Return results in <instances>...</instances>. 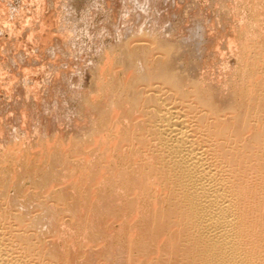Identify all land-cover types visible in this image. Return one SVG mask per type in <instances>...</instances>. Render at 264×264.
I'll use <instances>...</instances> for the list:
<instances>
[{
  "label": "bare ground",
  "instance_id": "6f19581e",
  "mask_svg": "<svg viewBox=\"0 0 264 264\" xmlns=\"http://www.w3.org/2000/svg\"><path fill=\"white\" fill-rule=\"evenodd\" d=\"M154 1L161 29L155 21L148 25L154 16L137 7H126L124 18L117 15V27L107 29L117 38L112 35L113 44L97 48L90 85L69 92V100L78 102L77 114L63 97L58 103L41 101L46 87L66 89L61 61L55 65L59 70L53 68L51 87L48 80L41 89L37 81L19 77L24 97L15 95L16 103L11 97V105L14 111L30 110L17 111L22 126L30 121L36 126L26 136L15 126L8 137L10 127L0 119L5 136L0 139V264H264V0H212L220 14L207 20L209 25L198 19L196 10L204 16L203 9L194 0H164L166 9L162 0ZM53 2H38L24 19L28 27L23 24L22 36L37 38L43 49L55 41L56 49L71 50L74 39L66 24L59 27L67 34L50 41L53 30L46 27L53 23L45 21L44 12ZM220 23L226 33L235 27L233 35L223 28L215 33ZM221 33L229 49L237 45L234 52L243 61L235 83L232 71L234 80L229 76L223 83L213 78L214 70L205 71L216 61L218 71L229 70L228 46L222 49L217 39ZM18 51L11 59L17 67L22 62L33 70L35 60L44 58L41 49L37 54L43 57Z\"/></svg>",
  "mask_w": 264,
  "mask_h": 264
},
{
  "label": "rangeland",
  "instance_id": "374dc122",
  "mask_svg": "<svg viewBox=\"0 0 264 264\" xmlns=\"http://www.w3.org/2000/svg\"><path fill=\"white\" fill-rule=\"evenodd\" d=\"M7 1V2H6ZM11 1V2H10ZM26 1V2H25ZM40 0H0V25H3V28L0 26V61H2L3 62V64L0 62V64H1V66H2V70H1V66H0V72H1V74H0V119H3L4 121H5V123H6V125H8V127H10L9 128V130L8 131H10V132H8V134L6 133L7 131H6V129L4 130V134L6 133L7 135H5V136H8V135H10L9 133H11L12 134V132H13V134H14V132L15 131H18V132H16L17 134H19L20 136H26L27 134H29L30 135V131H32L33 132V128H35V127H33V126H36V124L35 125H33V123H31V121L30 122H27L28 124H26V125H21V123H20V120H21V118H22V120L24 119V117H22V116H20L19 115V112H17V111H20L19 109H20V107L22 108V106H19V109L17 110H15L16 111V113H15V111H14V109H15V107L13 108V104L11 105V103H13V101L12 100H14L15 101V99H13V98H15L16 96H18V97H20L21 99H23L22 97H24V96H22V95H24L23 94V91H24V89L22 88V87H20V81H22V80H20V78L19 77H21V79H23L24 78V76H26V78L27 79H29L30 81H37L38 82V84H39V86L41 85V86H43V87H46L47 85V83L49 84V87H51L50 85H51V82L49 81V80H54V79H52L53 78V76L56 78V76H55V72H56V69L57 70H59L60 69V67H61V69L60 70H62V77L63 76H65V77H63L62 79L64 80V86H65V88L66 89H64V87H63V89H62V91L64 92H62L60 89L62 88L61 86H59L58 88H57V86H56V88L54 87V91H53V89L50 91V88H49V91H48V87H46L45 89H42L43 87H41L40 86V88L42 89H39V90H41L42 92L44 91V90H47L48 91V93H51L50 95L47 93V91H45L46 92V94L47 95H49L47 98H46V94L45 93H42L41 94V96L42 95H44V97H43V99L41 98V101L43 102V100H44V102L46 101V99L47 100H49L50 101V103H52L53 101H54V103H58L59 101H61L63 98V100H62V103L63 102H67L66 104H68V106L73 110V112L74 113H76L77 114V107H79V105L77 104L78 102H73L74 100H69V98H71L70 97V95L71 94H69V92L70 91H72V92H75L76 91V88H77V90L79 89V91H80V89H82L81 91H80V93L81 92H83V88L84 89H86V88H88V86L90 85V83H91V78H92V73H91V69H90V66L89 65H91L90 64V62H91V59H92V61H93V59L95 60L96 58H97V48L98 47H101L103 44H106V45H108V44H113V43H111L112 41H116V36H114L113 34H112V32L111 31H108L107 29H112V28H114L115 26H113V25H116V27H117V24L118 23H120L119 21L120 20H118L120 17H123V16H121L123 13L124 14H127L128 13V10H127V8L129 9V11L131 10V9H133L134 10V8H138V10H141L142 8H144L143 10H145L144 12L147 14V16H148V18H150L151 17V15H155L154 14V9H153V7L155 6V5H153V4H156L155 3V1L154 0H145V1H143L142 3L140 2L141 0H138V1H136V0H133V1H131L130 0V2H129V0H117V1H119V3L116 1V0H69L68 2H69V4L70 5H66V3H67V0H54L55 1V7L53 8V6H54V4L52 5V7L51 8H53V9H59V8H61V9H59L58 11L59 12H61V11H63V12H61V13H63L62 15H61V13L60 14H58L59 12L56 10H53V9H51L50 8V6H49V11L51 12H49L48 10H47V8H48V5H47V7H46V9H45V12H44V17H45V21L47 22V21H49V20H51L52 21V23L54 24H52L51 26H47L46 27V30L48 31V29L49 30H53V34H52V39L50 40V41H52L53 39L55 40V38H56V42L61 38V36L63 37V33L62 32H64L65 33V31L66 32H68V34L67 33H65V35L67 34V36H69L70 38L72 37L74 40L73 41H71V42H69V43H71L72 45L73 44H75L76 43V46L77 47H73L72 45V47L70 46V49L72 50V48H73V52L71 51V50H69V49H67V48H64L66 51L67 50H69L70 52H69V54L65 51L64 52V49H62V47L58 50V49H56V45H54V44H56L55 43V41L54 42H49L50 44L52 43V45L53 46H50V44L49 43H47V44H44V45H46V47H48V46H50L48 49L47 48H45V49H43L44 47H43V43H42V47H41V45L39 44V42H36V41H39L37 38H34V39H32L31 38V40H29V38H27V40H26V37L25 38H23L24 37V35L26 36V32H25V30H27V27H28V25H27V27H26V19L27 18H25V17H29L31 14V12H32V10L33 9H36L37 8V6L36 5H38V2H39ZM60 1V2H59ZM64 1V2H63ZM109 1V2H108ZM112 1H116L117 2V5L119 6H117V8L115 7L116 5H114L115 3H113ZM164 0H162V7L164 8V9H166L167 8V6H166V1L165 2H163ZM195 2H196V4L198 5L197 6V8L198 9H200L201 7L200 6H202V8L201 9H203V10H201V11H203L204 12V10H205V13H201V14H203L204 16H207V17H204V16H202V15H198V14H200V10L198 11V10H196V6L195 5H189V7H193V9L194 10H196V13H197V16H198V19H200V17H202V22L204 21V23L205 24H208L209 25V21L211 22V19L213 18V17H215V15L217 14V13H219V12H217L218 11V8L214 5V4H212V0H194ZM32 2H34V3H32ZM51 2V1H50ZM50 2H47V4L49 3V4H51ZM62 2V3H61ZM136 2V3H135ZM149 2H150V5H151V8H150V5H149ZM154 2V3H153ZM210 2V3H209ZM37 3V4H36ZM59 3V4H58ZM139 3V4H138ZM240 3H241V1H240ZM2 4V5H1ZM35 4V5H34ZM60 4H61V7H60ZM63 4H64V7H65V5L67 6L66 7V11H65V9H63L64 7H63ZM110 4V5H109ZM121 4V5H120ZM210 4V5H209ZM238 4H239V2H238ZM3 5H4V8H6V9H4V10H2L3 8ZM10 5V6H9ZM123 5V6H122ZM142 7H141V6ZM152 5H153V7H152ZM165 5V6H164ZM215 6V7H212V6ZM232 5H233V3H232ZM240 5V4H239ZM2 6V7H1ZM30 6H36L35 8H31ZM59 8H58V7ZM68 6H69V8H68ZM113 6V7H112ZM207 6V7H206ZM28 7V8H27ZM114 7H115V9H114ZM127 7V8H126ZM130 7H133V8H130ZM148 7V8H147ZM189 7H187V11H189V12H194L195 13V11L194 10H192V8H190L189 9ZM212 7V8H211ZM19 8H21V9H19ZM25 8V10H23ZM68 8V9H67ZM121 8V9H120ZM126 8V10H125V12H124V10L123 9H125ZM136 8V9H137ZM155 8V7H154ZM215 8H217L216 10H215ZM9 9V10H8ZM63 9V10H62ZM69 9H71L70 10V12H69ZM117 9V11H116V13H115V10ZM136 9H135V12L136 13H138V10L136 11ZM151 9V10H150ZM215 11H214V10ZM15 10V11H14ZM23 12H22V11ZM27 10H28V12H27ZM61 10V11H60ZM67 10H68V13L70 14V15H68L66 12H67ZM123 10V11H122ZM207 10H209V11H207ZM211 10V11H210ZM6 11V12H5ZM9 13H8V12ZM64 11H65V13L68 15L67 16V18H65V21L64 20H62V22L63 23H58V22H61V19H62V17L63 16H65L66 14L64 13ZM72 11V12H71ZM95 11V12H94ZM100 11V12H99ZM103 11V12H102ZM111 11V12H110ZM112 11H113V13H112ZM127 11V12H126ZM152 11V12H151ZM208 13H207V12ZM11 12V13H10ZM12 12H13V14H12ZM33 12H34V10H33ZM52 12H57V13H52ZM93 12V13H92ZM97 12V13H96ZM133 12V11H132ZM135 12H133V13H135ZM166 12V11H165ZM199 12V13H198ZM213 12H216V13H213ZM240 12H243L244 14H246L247 15V13H248V11L246 10V8L245 7H243L242 6V4H241V6H240ZM110 13H111V16H110V20L111 21H107V19H109L108 17H109V15H110ZM153 13V14H152ZM195 13V14H196ZM2 14V15H1ZM19 14V15H18ZM30 14V15H29ZM47 14V15H46ZM58 14V15H57ZM109 14V15H108ZM112 14H114V16H116V17H114ZM123 14V15H124ZM163 14V13H162ZM182 14L183 13H181V15L179 16V17H181L182 18ZM189 14H193V13H189ZM206 14V15H205ZM220 14V13H219ZM26 15V16H25ZM59 15H60V17H59ZM117 15H119V18H118V16ZM212 15V16H211ZM17 16V17H16ZM21 16V17H20ZM47 16V17H46ZM55 16H57V17H55ZM70 16V18H68ZM72 16V17H71ZM146 16V15H145ZM156 16V15H155ZM155 16L154 17H152L153 19H155ZM66 17V16H65ZM91 17V18H90ZM111 17H113L114 18V20H113V18H111ZM179 17H176V19L174 20L177 24L181 21H178V19H181V18H179ZM184 17V16H183ZM204 17V18H203ZM8 18V19H7ZM47 18V19H46ZM64 18V17H63ZM124 18V17H123ZM145 18H147V17H145ZM152 18H150V19H152ZM205 18H206V20H205ZM3 19V20H2ZM25 19V20H24ZM66 19H68V20H72L71 22L72 23H70V21H66ZM122 19V18H121ZM152 19V20H153ZM22 20V21H21ZM91 20V21H90ZM146 20V19H145ZM207 20H209V21H207ZM8 21L9 22H11L10 23V25L11 26H9V24H7L8 23ZM54 21H56V22H54ZM107 21V22H106ZM115 21H116V23H115ZM150 21V22H149ZM147 20V22H148V25H150V23L151 22H154V24L157 22V24H155L156 25V27L158 28V25L160 24V23H158V21H156V19L155 20H153V21H151V20ZM1 22H2V24H1ZM6 24H5V23ZM109 22V23H108ZM146 22V21H145ZM25 23V30L24 29H22V27L24 28V26H23V24ZM47 23H49V22H47ZM104 23L105 24H107L108 23V26H106V25H104ZM186 23V24H185ZM184 24L185 25H188L189 23H190V21L188 22V24H187V22H185ZM59 24V25H58ZM61 24H64L63 26L61 25ZM65 24H66V28H65ZM191 24V23H190ZM211 24V23H210ZM223 23H220V24H215V28L214 29H216V30H218V31H216V30H214L213 29V31L215 32V33H217L218 35L220 34L219 32V30H222V28H223V25H222ZM69 25H71L69 28H67V26H69ZM112 25V26H111ZM143 25H145V24H143ZM148 25L146 24V27L148 28ZM178 25H180V23L178 24ZM4 26L7 28H4ZM59 26H62L61 28H65V31H62V29L59 27ZM110 26H111V28H110ZM10 27H12V29L10 28ZM15 27V28H14ZM106 27V28H105ZM160 27H162L161 25H159V28ZM48 28V29H47ZM61 29V31L59 30V29ZM63 28V29H64ZM74 28V29H73ZM235 27H233V28H228V32L226 33L225 32V30H224V28H223V30H224V32H225V34L227 35V34H232V29H234ZM9 29H11V30H9ZM15 31H14V30ZM19 29H21V30H19ZM58 29V31H60V33L59 32H57L56 30ZM66 29H70V30H66ZM161 29V28H160ZM13 30V31H12ZM19 30V31H18ZM105 30H107L108 32H106ZM223 30H222V32H223ZM227 30V29H226ZM10 31H12V32H10ZM24 31V32H23ZM231 31V32H230ZM3 32V33H2ZM5 32V33H4ZM6 32H8V33H6ZM23 32V33H22ZM69 32H71V33H69ZM109 32H111V34L109 33ZM223 32V33H224ZM234 32V31H233ZM75 33V34H74ZM102 33V34H101ZM109 33V34H108ZM223 33H221V37L220 38H218L217 37V39H219V41H221L220 39L222 38V40H223V37L224 36H226V35H223ZM18 34V35H17ZM22 34H24L23 36H22ZM63 34V35H62ZM70 34V35H69ZM105 34H107V35H105ZM79 35V36H78ZM105 35V36H104ZM109 35V36H108ZM112 35L114 36V37H116V38H114V37H112ZM233 35V34H232ZM11 36V37H10ZM16 36V37H15ZM55 36V37H54ZM230 36V35H229ZM4 37V38H3ZM10 37V38H9ZM22 37V38H21ZM107 37V38H106ZM12 38V39H11ZM15 38V40H14V43H13V39ZM70 38H68L67 37V39H68V41H70ZM71 38V39H72ZM75 38H77V41L78 42H75L76 40H75ZM225 38V40H226V37H224ZM2 39V40H1ZM11 39V40H10ZM23 39H25V40H23ZM37 39V40H36ZM79 39H80V41H79ZM228 39V38H227ZM19 40V42H17ZM21 40V41H20ZM22 41H23V43H22ZM218 41V40H217ZM218 41V43L221 45L222 44V46H220L221 48L223 47V45H226L228 42H226V41H224V42H226V43H224V42H222L221 41V43ZM12 42V43H11ZM21 42V43H20ZM28 42V43H27ZM32 42V43H31ZM75 42V43H74ZM8 43H9V45H8ZM17 43H19V44H17ZM36 43V44H35ZM4 44V45H3ZM15 44H17L16 45V47L18 48H15ZM14 45V46H13ZM20 45V46H19ZM22 45V46H21ZM25 45V46H24ZM229 44H227V46H228ZM37 46H39L38 48L39 49H37L36 47ZM56 46V47H55ZM237 45H233V47L232 48H230L229 49V47L230 46H228L227 48L224 46L222 49H225L226 48V50L228 51V49H229V51H230V53H231V51H232V49H233V52L235 51L234 50V47H236ZM259 46H261L260 44H259ZM9 47H11V48H9ZM12 47H13V49L15 48L17 51L18 50H20V52L23 54V56H27V55H30L31 53L30 52H34V51H37V50H40L41 49V52L43 53V56H44V58H37L35 61L38 63V61L39 60H42L43 62L41 63V61H39V63L38 64H35L36 62H34V64H32V65H37L36 67L35 66H33V70H32V66H31V64L29 65V67L31 68V70L30 69H28V67L26 68L25 67V64L23 63L22 64V62L19 64V62H17L18 63V65H20L19 67H17V65H16V63H14L13 62V60H15L16 58H14V57H16L17 55H15V53L17 52V51H14V53H13V51H11V49H12ZM26 47V48H25ZM41 47V48H40ZM51 47H54L53 48V50H52V48ZM24 48L26 49L25 50V52H24ZM34 48V49H33ZM12 49V50H13ZM35 49H37V50H35ZM42 49H43V51H45L46 50V52H48V56H46L45 54H46V52H45V54H44V52L42 51ZM49 49L51 50L50 51V53H49ZM236 49V48H235ZM4 50V51H3ZM23 50V51H22ZM34 50V51H33ZM56 50V51H55ZM62 50V51H61ZM76 50V51H75ZM226 50H225V52L224 53H226ZM5 53V54H7L6 56H5V54L3 53V52ZM9 51H11V53L13 54V56H11L12 54L9 52ZM57 51H59V52H57ZM229 51H228V53H229ZM19 52V51H18ZM26 52H27V54H26ZM55 52H57V53H55ZM61 52V53H60ZM76 52V53H75ZM233 52L231 53V54H228V53H226V56H229V57H227L228 59H226V57L224 58V59H226L227 61H228V65H229V70H224V71H218V69H216V67L218 66V61H216L217 62V65H215V66H210V67H205L206 69H205V71H207L208 69H212V71L214 72V74L216 73V75L215 76H217L216 78H215V76H214V74H213V72L211 73V76H214L213 78L216 80L217 79V81H219L218 79H222L221 80V83H223L224 81H227V79L228 78H230L231 77V75H230V71H232L233 72V75H232V77H234L235 78V80H234V78L232 79V77L230 78V81L232 80H234L233 82L235 83V82H238L240 79V77H241V72H239L238 71V69H239V67H241V65H242V63H243V61H242V59L241 58H238L237 59V57H238V55L235 53V55L233 54ZM38 53V51L36 52V53H33V55L34 56H36V55H38L37 54ZM55 53V54H54ZM64 53V54H63ZM65 53H67L66 55H65ZM73 53V54H72ZM8 54H11V55H8ZM17 54H20V53H17ZM41 54V53H40ZM61 54H63V55H61ZM52 55V56H51ZM55 55V56H54ZM8 56V57H7ZM11 58H10V57ZM42 56V54H41V56L40 55H38V56H36V57H43ZM50 56V59L49 58H47V57H49ZM72 56V57H71ZM237 56V57H236ZM5 57H6V59H8V60H6L5 59ZM35 57V58H36ZM52 57V58H51ZM65 59H64V58ZM80 57V58H79ZM56 58H59V59H56ZM87 58V59H86ZM11 59H13V60H11ZM39 59V60H38ZM45 59V60H44ZM48 59V60H47ZM61 59V60H60ZM38 60V61H37ZM59 60V61H58ZM215 60H217V58L215 59ZM219 60V59H218ZM47 61V62H46ZM57 61V62H56ZM60 61H61V64H60ZM66 61H67V63H66ZM220 61V60H219ZM4 62H6V64H4ZM13 62V65H11V63ZM53 62H55V64L54 65H52L53 64ZM59 62V64H60V67H56V66H58L59 64H57ZM41 63V66L39 65ZM45 63V64H44ZM9 64V65H8ZM51 64V65H50ZM57 64V65H56ZM88 64V65H87ZM27 65V64H26ZM56 65V66H55ZM71 65V66H70ZM237 65H238V67H237ZM9 66H10V68H9ZM24 68H23V67ZM28 66V65H27ZM48 66H50V67H48ZM54 66V67H53ZM65 68H63V67ZM85 66V67H84ZM86 66H87V68H86ZM27 69L26 71L24 70V69ZM53 68H56V69H53ZM69 68V69H68ZM85 68V69H84ZM215 68V69H214ZM218 68V67H217ZM233 68V69H232ZM238 68V69H237ZM80 69V70H79ZM3 70H5V71H3ZM15 70V71H14ZM37 70V71H36ZM53 70H54V73H52L53 72ZM67 70V71H66ZM70 70V71H69ZM215 70H216V72H215ZM236 70V71H235ZM24 71V72H23ZM51 71V72H50ZM63 71H65V73L63 72ZM72 71V72H71ZM83 71V72H82ZM209 71V70H208ZM228 71V72H227ZM27 72V73H26ZM75 72H77V73H75ZM209 72H211V71H209ZM221 73V76L222 77H225V78H222V77H220V73ZM232 72H231V74H232ZM50 73V74H49ZM68 73V74H67ZM70 73V74H69ZM219 73V74H218ZM223 73V74H222ZM228 75H227V74ZM239 73H241V74H239ZM11 74H12V76H11ZM34 74V75H33ZM48 76H47V75ZM66 74V75H65ZM7 75V76H6ZM14 75V76H13ZM27 75L29 76V77H27ZM31 75V76H30ZM53 75V76H52ZM5 76V77H4ZM51 76H52V78H51ZM67 76H68V78H67ZM71 76V77H70ZM81 76H83L82 78H81ZM230 76V77H229ZM236 76V77H235ZM238 76H240V77H238ZM8 77V78H7ZM12 77H14V78H12V79H14L15 81H16V84H19V85H16L15 84V82H14V80H12L11 78ZM17 77V78H16ZM39 79H38V78ZM5 78H6V80H5ZM18 79V80H16V79ZM50 78V79H49ZM237 78V79H236ZM11 79V80H10ZM25 79V78H24ZM224 79V80H223ZM226 79V80H225ZM20 80V81H19ZM45 80H48V82H46ZM229 80V79H228ZM9 81H11V83H12V85L10 86V84L11 83H9ZM13 81V82H12ZM17 81H19V83H17ZM43 81L45 82V84H43ZM223 81V82H222ZM7 82V83H6ZM9 83V84H8ZM6 84V85H5ZM14 84V85H13ZM68 84H71V86L70 85H68ZM79 84H82V86H83V88H80L78 85ZM46 85V86H45ZM20 88H19V87ZM67 86H68V88H67ZM71 89H70V88ZM15 90V92H14V90ZM30 88V87H29ZM75 89V91H73L74 89ZM18 89H23V91H22V94H21V92H20V90H19V92H18ZM55 89H57V90H60V91H57V90H55ZM73 89V90H72ZM6 90V91H5ZM65 90H67L68 91V95H65V92H66V94H67V91H65ZM28 91V90H27ZM41 91H39V93L41 92ZM56 91V92H55ZM78 91V92H79ZM14 92V93H13ZM16 92H18V94L20 95H18ZM54 92H55V95H54ZM59 94H58V93ZM7 93V94H6ZM9 93V94H8ZM26 93V92H25ZM63 93V94H62ZM62 94V95H61ZM5 95H6V97H5ZM16 95V96H15ZM51 95L54 97V99L52 100V98H51ZM56 95H58V96H56ZM59 95H61V96H59ZM63 95H65V96H69V97H65V96H63ZM72 95H74V94H72ZM14 96V97H13ZM12 97V100H10V98ZM57 97L58 98H60V99H57ZM63 97V98H62ZM73 97V96H72ZM49 98V99H48ZM66 98H67V100H66ZM73 99V98H72ZM7 101V102H6ZM11 101V102H10ZM52 101V102H51ZM14 103H16V101L14 102ZM64 104V103H63ZM51 106H53V107H55L54 105H52V104H50ZM57 105H59V104H56V107H57ZM12 107V108H11ZM53 107H51V108H53ZM2 108V109H1ZM7 108H10V109H8L7 110ZM27 108V107H26ZM26 108L24 107V108H22L21 110L23 111V109H24V111L25 112H28L27 110H29L28 108H27V110H26ZM42 109H44L43 107L41 108V111H42ZM11 111V112H10ZM30 111V110H29ZM50 111H52L51 109H50ZM1 112H4V113H1ZM7 112V113H6ZM12 112H14V113H12ZM12 114H14V116L12 115ZM16 114V115H15ZM49 114H50V112H49ZM48 113H46L45 115H44V118H45V116L46 115H49ZM59 114H61V113H59ZM3 117H2V116ZM4 115H6V116H4ZM29 115V114H28ZM28 115H27V117H25L26 119L27 118H29L28 117ZM11 116V117H10ZM13 116V117H12ZM40 116V115H39ZM51 116V115H50ZM10 117V118H9ZM19 117V119H17ZM47 117V116H46ZM11 118L12 119H14V120H12V122L13 121H15L16 120V122H13L12 124L9 122L10 120H11ZM16 118V119H15ZM40 119H41V116L39 117ZM10 119V120H9ZM2 120V126H3V128H7L6 127V125L4 126L3 124H5L4 123V121ZM6 120H8V122H6ZM18 120V121H17ZM21 120V121H22ZM70 120V119H69ZM1 121V120H0ZM17 122H18V124H17ZM64 122H68V123H70L67 119H66V121H64ZM14 123H16L15 125H14ZM81 123H82V121H81ZM10 124V125H9ZM22 124H23V121H22ZM25 124V123H24ZM14 125V126H13ZM19 125V126H18ZM32 125V126H31ZM16 126V127H15ZM23 127V128H21V127ZM13 127H15V131H14V128ZM54 127V126H53ZM20 129V130H18V129ZM30 128V129H29ZM32 128V129H31ZM24 130V132L25 133H22L23 132V130ZM28 129H29V131H28ZM26 130V131H25ZM21 131V132H20ZM20 132V133H19ZM15 133V134H16ZM23 134V135H22ZM32 135H33V133H31ZM0 136H2L1 134H0ZM5 136H2V137H0V139H3V137H5ZM9 137V136H8ZM7 237H8V239L10 238L9 237V235H7Z\"/></svg>",
  "mask_w": 264,
  "mask_h": 264
}]
</instances>
